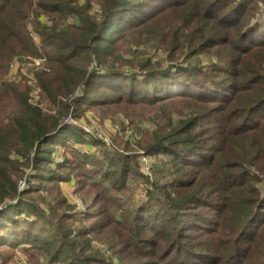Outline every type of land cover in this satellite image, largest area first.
I'll list each match as a JSON object with an SVG mask.
<instances>
[{
	"label": "trees",
	"instance_id": "16d2710c",
	"mask_svg": "<svg viewBox=\"0 0 264 264\" xmlns=\"http://www.w3.org/2000/svg\"><path fill=\"white\" fill-rule=\"evenodd\" d=\"M262 4L0 0V248L25 245L22 250L48 264H264ZM115 25L143 29L145 42L159 44L170 65L153 69L146 59L142 78L123 72L111 47ZM20 56L43 61L34 78L51 110L29 102L25 83L7 80ZM120 106L131 124H152L151 132L139 125L137 150L156 161L155 182L136 211L104 212L116 229L104 243L111 256L84 257L94 230L64 231L57 220H46L39 205L24 199L18 181L23 169L34 170L31 194L43 183L59 188L75 171L104 197L105 188L123 191L128 180L143 179L134 158L105 151L64 124L90 108L109 114ZM137 106L148 114L130 113ZM68 143L96 150L70 148L73 163H53L54 147ZM98 177L96 185L91 180ZM23 214L35 220H22Z\"/></svg>",
	"mask_w": 264,
	"mask_h": 264
},
{
	"label": "rangeland",
	"instance_id": "374dc122",
	"mask_svg": "<svg viewBox=\"0 0 264 264\" xmlns=\"http://www.w3.org/2000/svg\"><path fill=\"white\" fill-rule=\"evenodd\" d=\"M260 8L264 9V4L260 5ZM94 11H96V7H93V13ZM67 23H74V21L69 18ZM28 29L29 31L32 30L30 25ZM122 29L115 25L114 30L110 33L115 32V35H117L111 47L115 55L119 57L116 66L121 67L123 72L142 78V75L149 71L140 70L144 66L146 59L150 64L149 67H153V69L170 65L165 51L159 44L153 45L150 42H145V36L141 35L143 29L134 28L130 31ZM35 39L38 45L39 42L37 38ZM181 61L179 60V63ZM202 61H204L203 58ZM42 63L43 61L36 57H16L9 66L7 80L13 83H25L30 90L29 102L47 111L51 110L50 106L46 101L40 99L39 88L34 78V71L40 69ZM110 93V91L106 92L105 90H100L99 92L100 95L114 96ZM121 107L123 106L114 108V111L109 114L105 112L107 115L101 113V108H90L81 113L78 118L73 116L67 117L65 125L72 126L73 128L76 127L87 136L104 144L106 147L104 148L105 151L113 152L115 155L134 158L138 164L139 172L143 175V179L139 177L138 180H128L123 191L115 192L105 188L109 192L104 197H98L90 184L89 186L87 185L88 178L78 177L75 171L71 173L69 182L58 183L60 185L59 188L53 187V184L50 183H43L37 192L31 194L29 190L35 188L33 187L35 181L31 179L35 173L34 170L30 168L23 169V177L18 181L20 192L25 193L24 199L28 203L39 205L46 220H57V224L64 231L68 229H73L74 231L80 229L94 230V235L91 234L89 236L91 245L84 254V257L111 256L110 250H108L104 243L109 236L113 237L116 235V229L114 225L108 222V215L104 212L110 209V211L115 213L113 215L118 216L120 211H122L121 213L126 212V214L136 211L141 205L147 203L150 189L149 183L155 182L156 175L154 171L157 169L156 161L153 157L147 156L144 152L137 150L141 129L151 132L152 124L148 121L131 124V121L121 113ZM129 111L130 113L144 111L146 114L149 112V110L138 108V106L136 108H129ZM70 148H75L81 153L89 154H93L96 150L95 146H89L87 149L85 146L74 145L72 143H68L65 148L55 146L50 158L51 161L55 164H62L66 161L73 163L74 159L73 155H70ZM61 173V175H66L69 171L62 170ZM100 180L102 179L98 177L91 181H94V184L97 185ZM106 183H110V180ZM113 201H116L120 205L118 207L123 209L120 208L119 211L115 210V208L112 209L111 207L114 206L110 203ZM79 212L82 214L78 215ZM70 213H75L72 219L70 218ZM85 214H87V218L84 220ZM21 219L35 220L33 217H27V214H23ZM49 229H52V226ZM117 229L120 234L121 231L119 228ZM22 247L28 248L25 245L19 246L16 249L0 248V264H48L43 255L37 253L32 255L30 252L22 250Z\"/></svg>",
	"mask_w": 264,
	"mask_h": 264
},
{
	"label": "built area",
	"instance_id": "2783aa9c",
	"mask_svg": "<svg viewBox=\"0 0 264 264\" xmlns=\"http://www.w3.org/2000/svg\"><path fill=\"white\" fill-rule=\"evenodd\" d=\"M78 95H81V92L80 91L78 92ZM69 117H71V116H69ZM65 121H67V119ZM65 121H64V124L66 123Z\"/></svg>",
	"mask_w": 264,
	"mask_h": 264
}]
</instances>
